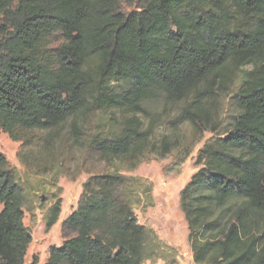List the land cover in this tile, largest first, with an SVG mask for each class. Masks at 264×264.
I'll return each mask as SVG.
<instances>
[{
    "label": "trees",
    "instance_id": "1",
    "mask_svg": "<svg viewBox=\"0 0 264 264\" xmlns=\"http://www.w3.org/2000/svg\"><path fill=\"white\" fill-rule=\"evenodd\" d=\"M129 1L0 0V130L24 146L26 133L45 132L41 152L50 155L69 126L81 149L133 170L178 146L154 140L158 122L145 103L185 102L179 117L194 135L216 132L180 197L195 264H264V0H136L123 11ZM55 32L64 42L52 48ZM237 81L238 111L220 132L207 103ZM106 112L119 114L112 126L84 140ZM132 180L91 176L64 222L75 235L51 246L45 264H145L150 232L134 213ZM0 202V264H38L26 261L25 195L2 152ZM61 212L58 200L48 229Z\"/></svg>",
    "mask_w": 264,
    "mask_h": 264
},
{
    "label": "rangeland",
    "instance_id": "2",
    "mask_svg": "<svg viewBox=\"0 0 264 264\" xmlns=\"http://www.w3.org/2000/svg\"><path fill=\"white\" fill-rule=\"evenodd\" d=\"M135 1L123 3L122 10H135ZM49 42L52 48H56L64 42V37L61 32H55ZM238 84L239 81L228 93H216L207 103L210 118L220 125V132L231 129L237 114L232 96ZM184 105L185 102L166 101L162 95L145 103L150 116L158 122L154 128V140L159 142L167 137L178 146L165 156L148 154L133 170L120 163L108 165L94 151L81 149L73 141L69 126L61 130L50 155L41 152L45 132L26 133L30 141L24 146L22 141H14L8 133L0 130V152L15 171L25 195L24 221L32 235L26 261L31 262L36 256L38 264H45L51 246H60L65 239L74 236L75 231L64 222L78 207L84 183L94 174L118 171L136 178L132 180L136 185L132 195L133 210L138 222L150 232V258L145 264H195L180 197L183 188L200 169L197 164L200 149L216 132L207 130L200 136L194 135L192 125L179 117ZM118 115L106 112L93 116L91 129L84 135V140L96 130L112 126L107 119ZM144 121L148 123V119L144 118ZM20 153L29 156V165L21 161ZM58 200L62 202L61 215L48 229L47 215ZM2 209L0 202V212Z\"/></svg>",
    "mask_w": 264,
    "mask_h": 264
}]
</instances>
